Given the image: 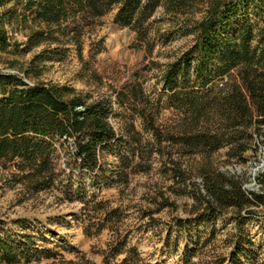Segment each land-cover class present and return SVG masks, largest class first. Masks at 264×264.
I'll return each instance as SVG.
<instances>
[{
  "label": "trees",
  "instance_id": "obj_1",
  "mask_svg": "<svg viewBox=\"0 0 264 264\" xmlns=\"http://www.w3.org/2000/svg\"><path fill=\"white\" fill-rule=\"evenodd\" d=\"M198 3L204 13L194 18ZM160 8L169 17L185 18L153 32L164 21L155 16ZM111 11L146 53L176 36H192L160 73V92L149 95L143 80L134 77L114 90L115 98L37 80L46 62L66 58L70 45L80 53L85 29ZM13 23L31 24L25 41L12 39L6 26ZM43 44L22 74L0 70V164L12 169L15 183L32 193L54 190L59 201L79 200L86 235L110 228L114 237L107 253L137 255L116 226L119 208L99 197L102 188L127 181L135 155L129 145L114 151L128 143L111 121L119 105L137 115L159 144L178 147L177 157L198 154L203 159L194 172L199 181L187 184L194 200L191 216L176 219V226L198 227L229 213V249L217 264H264L246 228L264 209V173L255 177L261 189L247 190L241 174L220 169L210 158L223 147L238 161L257 150L254 136L264 125V0H0V51L22 55ZM166 109L175 117L164 125ZM170 161L179 181L190 178L183 176L177 158ZM26 240L0 231V260L29 262L34 244L31 237ZM43 251L46 258L56 254L51 248Z\"/></svg>",
  "mask_w": 264,
  "mask_h": 264
},
{
  "label": "rangeland",
  "instance_id": "obj_2",
  "mask_svg": "<svg viewBox=\"0 0 264 264\" xmlns=\"http://www.w3.org/2000/svg\"><path fill=\"white\" fill-rule=\"evenodd\" d=\"M203 13L204 6L198 3L192 15L199 18ZM155 16L164 18V21L156 23L153 32L165 31L185 18L169 17L161 8ZM6 28L13 40L23 42L31 24L13 23ZM191 40V35L176 36L146 53L136 46L134 32L116 23L114 11H111L85 29L80 53L70 45L72 48L66 58L46 62L37 80L67 83L93 97L110 95L115 98L122 85L134 77L143 80L145 91L153 95L161 91L159 75L167 62L173 60ZM44 45L22 55L0 51V70L22 74V68L27 67L31 56ZM10 61L15 62L13 67L9 66ZM174 113L172 109L163 110L162 123L170 124ZM111 121L128 142L123 143V148L114 147V151H124L129 145L135 155L128 168L127 181L102 188L99 197L107 205L119 208L121 219L116 226L122 235H127L128 243L135 248L137 255L133 251L115 256L107 253L108 243L114 237L112 230L104 228L86 235L79 200L59 201L54 190L29 192L22 184L14 182L10 174L12 169L0 164L1 235L17 241H27L29 236L34 244L31 260L20 264H217L216 258L225 255L229 249L228 238L233 231L229 213L198 227L176 226V219L191 216L194 200L187 184L199 181L194 172L202 163V157L198 154L177 157L175 151L178 147L165 141L159 144L144 129L137 115L119 105L115 106ZM253 145L257 150H248L243 161L228 157L226 147L214 152L210 158L220 169L241 174L247 190H260L255 177L264 173V125L254 136ZM169 154H172L170 158H177L183 176H190L189 179L182 182L173 175ZM115 158L108 156L110 160ZM246 228L258 246V252L264 256V209L247 221ZM44 248H51L56 252L55 256L44 257ZM0 264L6 263L0 260Z\"/></svg>",
  "mask_w": 264,
  "mask_h": 264
}]
</instances>
